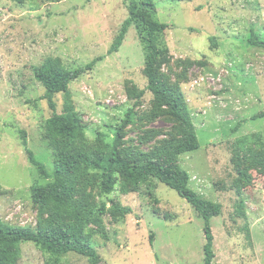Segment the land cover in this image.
<instances>
[{
	"label": "rangeland",
	"instance_id": "obj_1",
	"mask_svg": "<svg viewBox=\"0 0 264 264\" xmlns=\"http://www.w3.org/2000/svg\"><path fill=\"white\" fill-rule=\"evenodd\" d=\"M139 2V0H136ZM153 17L168 27L157 35L158 71L179 85L199 147L178 157L197 195L221 205L210 219L213 264H264V0H153ZM149 9V8H148ZM128 12L124 0H0V221L35 229L41 216L31 186L53 179V159L45 122L52 111L34 70L47 57L73 69L103 56L69 85V97L87 139L98 132L110 145L133 100L127 89H144L133 122L121 132L119 147L147 151L178 136L170 118L150 120L152 94L142 69L145 47L132 24L117 51L107 50ZM66 96L55 95L62 112ZM46 168L39 173L21 143ZM260 154V153H259ZM246 169L251 183H235ZM102 193L98 181L79 185L78 199L129 207L107 212L103 229L91 225L98 264H204V219L175 190L151 178L127 194ZM89 230V228L87 229ZM105 234V237H103ZM151 238V242H150ZM17 264H89L74 252L53 255L33 242L19 244Z\"/></svg>",
	"mask_w": 264,
	"mask_h": 264
},
{
	"label": "trees",
	"instance_id": "obj_2",
	"mask_svg": "<svg viewBox=\"0 0 264 264\" xmlns=\"http://www.w3.org/2000/svg\"><path fill=\"white\" fill-rule=\"evenodd\" d=\"M22 2L24 0H11ZM183 1V0H179ZM128 16L107 50V55L118 50L128 28L134 24L138 28L145 47V61L142 72L146 77V90L152 94L153 103L147 117L152 119L170 118L177 122L176 138L167 140L162 146L147 151L130 150L119 147L120 135L124 127L133 122L134 109L139 105L145 90L135 87L127 89L131 108L126 112L123 123L116 131L110 145L104 134L98 132L94 139L85 136L84 126L73 102L69 97V85L79 76L92 70L103 56L96 57L83 66L67 68L59 57H47L35 68L34 77L44 88L43 99L47 101L52 114L46 120V134L49 138L53 159V179L31 186L32 201L38 205L41 216L35 229L11 226L0 221V264H17L20 258L19 244L33 242L37 247L53 255L74 252L85 256L89 264H98L100 256L91 242V225L103 229L102 216L111 212L128 214L129 207L113 205L108 210L104 204L97 206L92 202L78 199L79 185L90 186L98 181L102 193L115 189L117 177H120L119 190L129 193L151 178L175 190L204 219L203 245L204 264H213V234L210 219L221 213V205L200 198L189 186V174L178 164V157L199 147L198 138L188 104L179 85L171 83L158 71V63L165 49L158 46L157 35L163 33L168 25L157 21L150 9H154L153 0H124ZM149 8V9H148ZM252 46H264L254 34L248 40ZM66 96L62 112L56 111L55 95ZM264 112L252 118L263 116ZM21 143L28 160L43 176H47L44 164L36 159L27 146L25 132L21 131ZM260 153V154H259ZM264 153L251 155L253 167L263 164L256 157ZM251 183L252 178L246 169H238L235 183L237 192L240 182ZM89 228V230H87ZM105 237V234H103ZM151 242V238H150Z\"/></svg>",
	"mask_w": 264,
	"mask_h": 264
}]
</instances>
